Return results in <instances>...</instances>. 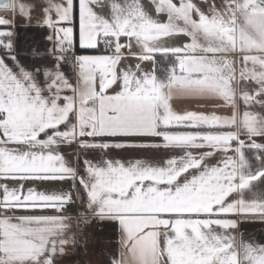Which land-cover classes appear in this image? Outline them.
I'll return each mask as SVG.
<instances>
[{"label": "snow or ice", "instance_id": "snow-or-ice-1", "mask_svg": "<svg viewBox=\"0 0 264 264\" xmlns=\"http://www.w3.org/2000/svg\"><path fill=\"white\" fill-rule=\"evenodd\" d=\"M33 13L51 47L24 63ZM0 49V264H56L93 221L118 229L109 264H264L237 235L264 223V0H0ZM142 148L180 154L108 158Z\"/></svg>", "mask_w": 264, "mask_h": 264}, {"label": "crops", "instance_id": "crops-1", "mask_svg": "<svg viewBox=\"0 0 264 264\" xmlns=\"http://www.w3.org/2000/svg\"><path fill=\"white\" fill-rule=\"evenodd\" d=\"M201 7H203V0H195ZM145 3H148V0H145ZM37 16L38 13H33L31 26H24L26 21L21 18H16L15 28L16 36H15V47L19 58L24 63L32 62L33 58L31 56V50L33 48H38L41 52H44L47 48L51 47V43L46 40V36L49 34V31L37 27ZM77 29H76V38H77V48L78 45V20ZM183 39V38H182ZM80 54H94L87 50H79ZM135 63V61H133ZM49 66H51V61L49 58ZM146 67L151 68V64H147ZM63 71L73 80L75 79L73 74V69L69 65H64ZM174 107L178 111H187V110H196V111H213V106L210 103L205 101L190 99V100H176L174 101ZM222 111V110H217ZM75 145L70 148H63L62 151L68 153V158L74 159L73 149ZM178 152H168L166 150L161 149H111L108 152V158L120 159L124 161L135 160V159H146L152 162H163L171 155H179ZM84 155L89 159L99 160L103 155L100 152H86ZM220 157L218 156L217 159ZM215 160H210L209 163H215ZM41 189L44 187H54L60 188L63 187L67 189L69 185L67 183L63 185H39ZM256 191H264V183H258ZM79 210H81V205L79 200L76 202ZM34 214H41L39 212ZM42 214H54L51 211H47ZM104 226L103 232L99 234L88 246H81L78 243L77 236V226L73 229V233L75 237V246L74 249L69 247L67 249V254L62 257H57L56 264H109L110 258L112 255L116 254L117 249V240H118V229L115 224L111 223H102ZM242 234V238L256 244L264 245V223L260 221L244 223L241 224L237 235L240 236Z\"/></svg>", "mask_w": 264, "mask_h": 264}, {"label": "built area", "instance_id": "built-area-1", "mask_svg": "<svg viewBox=\"0 0 264 264\" xmlns=\"http://www.w3.org/2000/svg\"><path fill=\"white\" fill-rule=\"evenodd\" d=\"M3 49H0V54H2ZM69 185V184H68ZM80 210L77 204L72 205L68 208L66 215H78ZM104 226L102 223H97L93 221L87 227L82 225H77V236L78 243L81 246H88L101 232H103Z\"/></svg>", "mask_w": 264, "mask_h": 264}, {"label": "trees", "instance_id": "trees-1", "mask_svg": "<svg viewBox=\"0 0 264 264\" xmlns=\"http://www.w3.org/2000/svg\"><path fill=\"white\" fill-rule=\"evenodd\" d=\"M171 58H165L161 56H157V62L161 68H164L167 66L168 62L170 61Z\"/></svg>", "mask_w": 264, "mask_h": 264}]
</instances>
